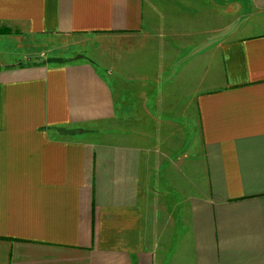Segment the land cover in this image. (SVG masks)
Segmentation results:
<instances>
[{"label": "crops", "instance_id": "crops-1", "mask_svg": "<svg viewBox=\"0 0 264 264\" xmlns=\"http://www.w3.org/2000/svg\"><path fill=\"white\" fill-rule=\"evenodd\" d=\"M0 28V264H264V0H0Z\"/></svg>", "mask_w": 264, "mask_h": 264}, {"label": "rangeland", "instance_id": "rangeland-1", "mask_svg": "<svg viewBox=\"0 0 264 264\" xmlns=\"http://www.w3.org/2000/svg\"><path fill=\"white\" fill-rule=\"evenodd\" d=\"M53 44L56 45V47L50 50V52L48 51V54L59 53V55L70 57H74L75 55H78V53L87 51V49H90L93 45L92 41H89L84 36L76 35L62 38L58 42H53ZM57 46H60V48ZM44 47H46L45 49H49L51 44L47 43Z\"/></svg>", "mask_w": 264, "mask_h": 264}, {"label": "trees", "instance_id": "trees-1", "mask_svg": "<svg viewBox=\"0 0 264 264\" xmlns=\"http://www.w3.org/2000/svg\"><path fill=\"white\" fill-rule=\"evenodd\" d=\"M2 32H9L8 30H6V29H4V28H0V33H2ZM52 59H55V58H52ZM55 61H61V60H57V59H55Z\"/></svg>", "mask_w": 264, "mask_h": 264}]
</instances>
